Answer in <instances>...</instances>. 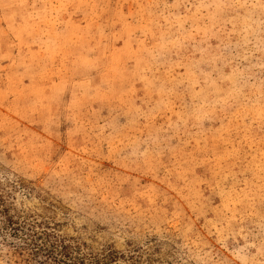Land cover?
Returning <instances> with one entry per match:
<instances>
[{
  "label": "rangeland",
  "instance_id": "rangeland-1",
  "mask_svg": "<svg viewBox=\"0 0 264 264\" xmlns=\"http://www.w3.org/2000/svg\"><path fill=\"white\" fill-rule=\"evenodd\" d=\"M0 264H264V0H0Z\"/></svg>",
  "mask_w": 264,
  "mask_h": 264
}]
</instances>
